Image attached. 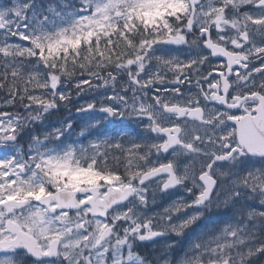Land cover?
I'll list each match as a JSON object with an SVG mask.
<instances>
[{"label":"snow or ice","instance_id":"obj_1","mask_svg":"<svg viewBox=\"0 0 264 264\" xmlns=\"http://www.w3.org/2000/svg\"><path fill=\"white\" fill-rule=\"evenodd\" d=\"M0 264H264V0H0Z\"/></svg>","mask_w":264,"mask_h":264},{"label":"rangeland","instance_id":"obj_2","mask_svg":"<svg viewBox=\"0 0 264 264\" xmlns=\"http://www.w3.org/2000/svg\"><path fill=\"white\" fill-rule=\"evenodd\" d=\"M86 99H88L87 96L84 97L83 100H81L80 102L83 103L84 100H86ZM74 115H75V109L73 108L71 113H69L67 110L62 111L61 114H60V117L73 118ZM74 127H75V125H74ZM76 130L78 131L79 129L77 128ZM185 247H186V245H185ZM182 250H183V248H178V251H181V252H182ZM144 251L151 252V251H152V247L149 246V247H148L147 249H145Z\"/></svg>","mask_w":264,"mask_h":264}]
</instances>
